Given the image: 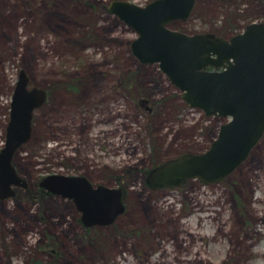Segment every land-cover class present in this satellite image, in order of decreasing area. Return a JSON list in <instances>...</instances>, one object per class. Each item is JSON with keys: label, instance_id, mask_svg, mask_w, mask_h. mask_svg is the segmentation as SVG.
Returning <instances> with one entry per match:
<instances>
[{"label": "rangeland", "instance_id": "374dc122", "mask_svg": "<svg viewBox=\"0 0 264 264\" xmlns=\"http://www.w3.org/2000/svg\"><path fill=\"white\" fill-rule=\"evenodd\" d=\"M108 2L0 0V147L19 72L46 93L12 157L25 184L0 197V264H264V131L218 181L150 186L153 167L206 151L227 118L140 62ZM253 20L264 22L262 0H195L168 26L229 37ZM52 172L120 186L123 211L85 226L71 198L38 188Z\"/></svg>", "mask_w": 264, "mask_h": 264}, {"label": "water", "instance_id": "95a60500", "mask_svg": "<svg viewBox=\"0 0 264 264\" xmlns=\"http://www.w3.org/2000/svg\"><path fill=\"white\" fill-rule=\"evenodd\" d=\"M194 1L149 0L141 5L109 0L107 4V11L136 33L131 51L140 62L157 63L190 107L227 118L206 151L186 153L153 167L147 177L152 187L173 186L188 177L218 181L245 159L264 131V22L253 20L229 37L169 27L172 20L189 16ZM45 96L44 89L28 85L21 70L0 147V197L13 195L12 186L25 184L12 157L29 139L33 112ZM38 184L71 198L85 226L110 224L124 209L120 186L94 184L82 174L52 172Z\"/></svg>", "mask_w": 264, "mask_h": 264}, {"label": "trees", "instance_id": "16d2710c", "mask_svg": "<svg viewBox=\"0 0 264 264\" xmlns=\"http://www.w3.org/2000/svg\"><path fill=\"white\" fill-rule=\"evenodd\" d=\"M219 34V33H218ZM220 35V34H219ZM65 84V83H64ZM66 85L68 86V84L66 83ZM71 86H72V84H71ZM142 95H139L138 96V101H140L141 102V99H142V101H146L143 97H141ZM137 99V98H136ZM143 107L144 108H148V107H146V105H143ZM32 133V132H31ZM150 170V169H149ZM148 170V171H149ZM40 190H43L44 188H42V187H38ZM184 216V215H183Z\"/></svg>", "mask_w": 264, "mask_h": 264}, {"label": "bare ground", "instance_id": "6f19581e", "mask_svg": "<svg viewBox=\"0 0 264 264\" xmlns=\"http://www.w3.org/2000/svg\"><path fill=\"white\" fill-rule=\"evenodd\" d=\"M158 205H159V203H158ZM194 208V207H193ZM195 209V208H194Z\"/></svg>", "mask_w": 264, "mask_h": 264}, {"label": "flooded vegetation", "instance_id": "af4514ba", "mask_svg": "<svg viewBox=\"0 0 264 264\" xmlns=\"http://www.w3.org/2000/svg\"><path fill=\"white\" fill-rule=\"evenodd\" d=\"M262 169H263V167H262Z\"/></svg>", "mask_w": 264, "mask_h": 264}]
</instances>
